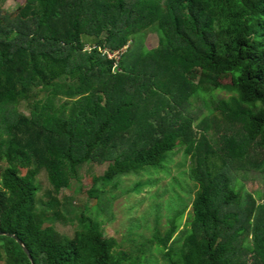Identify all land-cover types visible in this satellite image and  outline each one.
Wrapping results in <instances>:
<instances>
[{
    "label": "trees",
    "instance_id": "trees-1",
    "mask_svg": "<svg viewBox=\"0 0 264 264\" xmlns=\"http://www.w3.org/2000/svg\"><path fill=\"white\" fill-rule=\"evenodd\" d=\"M148 33L157 35L156 49L144 47ZM216 90L232 94L215 100ZM60 96L66 99L56 105ZM197 98L211 117L198 130L189 112ZM217 116L226 123L221 132ZM240 131L247 140L231 144ZM176 149L190 156L196 186L187 232L175 249L184 204L164 237L157 232L149 243L170 264H251L246 249L264 264V204L236 188L234 173L264 170V0L0 5V262L142 264L88 215L73 238L56 223L70 219L68 194L84 164L105 166L77 187L95 202L123 177L161 167ZM42 171L55 192L40 202ZM136 248L144 255L152 247Z\"/></svg>",
    "mask_w": 264,
    "mask_h": 264
},
{
    "label": "rangeland",
    "instance_id": "rangeland-1",
    "mask_svg": "<svg viewBox=\"0 0 264 264\" xmlns=\"http://www.w3.org/2000/svg\"><path fill=\"white\" fill-rule=\"evenodd\" d=\"M24 0H0L1 7L6 11H12L17 5L23 3ZM143 45L149 50L158 47V37L154 33H148L143 38ZM62 83L69 84V80H63ZM214 98H228L232 93L224 90H216L213 92ZM63 96L56 98V105L63 101ZM18 109L24 114H29V109L25 103H21ZM189 112L196 115L195 128L202 118L211 117L208 115V109L202 101L197 98L192 101L189 106ZM217 127L220 132L226 125L221 117L217 116ZM210 123V122H209ZM212 133L211 129L208 131ZM245 132L233 134L230 143H236L239 140H247ZM190 156H186L183 150L176 149L168 153L166 160L159 168H149L150 173L140 172L123 177L117 188L107 187L105 193L102 194L99 201L90 202L87 196H79L76 194L77 187H86L93 175L103 174L104 165L88 162L78 170V178L80 185L68 194L72 199L73 207L67 221L58 220L56 227L62 235L73 238L79 229L78 221L80 217L89 216L99 225L107 237L114 238L121 245V250L133 257L139 255L142 258V264H170L168 258L163 254L162 249L158 247L155 236L159 232L164 237L168 230V222L172 216L183 209L184 204L187 210L181 222V228L176 235L175 249L181 247L182 239L187 232L185 224L188 216L191 214V201L196 191L194 182L189 178ZM5 164H3L4 166ZM236 188H242L255 195L259 204H264V170H256L254 168H236ZM37 180L40 185L38 195L39 201H43L49 191H54V186L50 183L48 175L42 171ZM55 192V191H54ZM58 197L62 205L67 202ZM253 240V237H251ZM147 244L152 248L145 252L144 255L138 253L136 247L141 244ZM249 245V244H248ZM252 247V244L249 245ZM246 255L251 264L255 263V254L251 250L246 249ZM0 264H3L0 262Z\"/></svg>",
    "mask_w": 264,
    "mask_h": 264
},
{
    "label": "water",
    "instance_id": "water-1",
    "mask_svg": "<svg viewBox=\"0 0 264 264\" xmlns=\"http://www.w3.org/2000/svg\"><path fill=\"white\" fill-rule=\"evenodd\" d=\"M7 236L12 237L21 246L22 250L25 251V253L29 256V258H31V255H30L28 249L26 248V246L24 244H22V242L18 238L14 237L12 235H7Z\"/></svg>",
    "mask_w": 264,
    "mask_h": 264
},
{
    "label": "built area",
    "instance_id": "built-area-1",
    "mask_svg": "<svg viewBox=\"0 0 264 264\" xmlns=\"http://www.w3.org/2000/svg\"><path fill=\"white\" fill-rule=\"evenodd\" d=\"M110 58H113V56H110Z\"/></svg>",
    "mask_w": 264,
    "mask_h": 264
}]
</instances>
